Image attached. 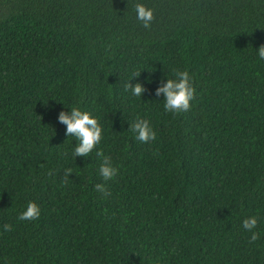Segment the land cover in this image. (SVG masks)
Instances as JSON below:
<instances>
[{
    "label": "trees",
    "instance_id": "trees-1",
    "mask_svg": "<svg viewBox=\"0 0 264 264\" xmlns=\"http://www.w3.org/2000/svg\"><path fill=\"white\" fill-rule=\"evenodd\" d=\"M261 44L264 0H0V264H264ZM175 71L195 89L180 114L155 95ZM73 106L102 127L88 157L58 121ZM29 201L40 216L21 221Z\"/></svg>",
    "mask_w": 264,
    "mask_h": 264
},
{
    "label": "clouds",
    "instance_id": "clouds-1",
    "mask_svg": "<svg viewBox=\"0 0 264 264\" xmlns=\"http://www.w3.org/2000/svg\"><path fill=\"white\" fill-rule=\"evenodd\" d=\"M134 11L141 25L145 29H150L155 19L154 10L146 7L143 3H136ZM257 53L259 58L264 60V44L259 46ZM139 75L140 73H136L133 78H137ZM130 81L125 84V90L130 91L133 96L141 97L147 91L142 83L137 82L132 84ZM155 95L157 97L163 95L164 110L166 112L180 114L189 111L191 101L195 97V89L190 83L188 71H175L174 78H167L166 82L162 80L160 86L155 90ZM70 109V111H60L58 121L66 126V136L75 137V140L78 142L75 144L73 155L75 157H88L102 139V127L98 120L88 111H82L77 106H73ZM129 130L135 133V139L142 143H148L156 139V133L146 119L137 118L135 122L130 124ZM96 156L102 161L99 173L103 180L109 181L114 179L118 175L119 169L112 165L111 158L106 156L103 150L97 151ZM71 174L72 169H66L64 180L67 181ZM95 189L105 196L110 195V192L103 183L95 184ZM39 216L40 207L34 201H29L25 210L19 214L18 219L21 221H35ZM257 224L258 220L256 216L245 218L242 222V227L251 232L250 243H254L260 238L259 234L253 231L256 229ZM3 229L5 232H9L12 231V226L5 224Z\"/></svg>",
    "mask_w": 264,
    "mask_h": 264
}]
</instances>
